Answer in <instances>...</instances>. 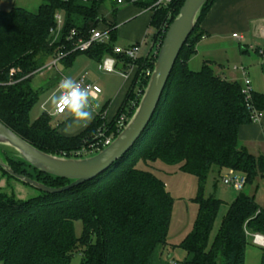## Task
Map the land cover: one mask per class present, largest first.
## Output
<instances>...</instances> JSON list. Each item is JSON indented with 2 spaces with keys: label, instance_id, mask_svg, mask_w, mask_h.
<instances>
[{
  "label": "trees",
  "instance_id": "16d2710c",
  "mask_svg": "<svg viewBox=\"0 0 264 264\" xmlns=\"http://www.w3.org/2000/svg\"><path fill=\"white\" fill-rule=\"evenodd\" d=\"M106 1L44 0L37 11L23 7L0 10V120L46 153L75 157V151L98 140L100 128L107 129V135L113 133L114 138L121 132L139 106L159 48L185 0H172L154 11L148 38L151 50L136 60L114 52L113 24L108 25L109 41L95 42L86 51L74 50L79 38H88L105 20L100 17V8ZM156 1L134 3L151 7ZM214 2L208 0L202 7L153 117L121 158L93 179L61 192L40 190L38 195L23 199L0 190V264H74L77 251L82 254L79 264H162L168 246L185 251L181 264H245L251 233L264 235V208L249 193L257 178L264 177V155L256 156L241 145L239 129L253 122L252 105L259 113L264 110V93L253 91L251 105L241 82L216 73L208 62L199 70L189 66L203 36L201 23ZM57 12L63 15L58 35L54 33ZM73 29L76 35L70 38ZM59 51L67 53L61 59L65 66H71L81 54L97 62L112 55L117 66L124 63V68L138 65L133 84L111 121L97 115L73 136L62 134L47 113L31 121V110L42 90L34 87L33 77ZM12 68H16L14 75ZM122 116L127 120L119 128ZM2 154L16 173L47 186L61 188L73 182L42 172L17 155ZM157 160L179 165L181 171L199 181L194 197L197 218L178 246L168 242L174 198L161 178L138 166L142 161ZM0 170L7 178H15L1 165ZM231 170L244 173L247 183L229 205L211 241L223 202L213 193L206 195L208 178L211 172L223 178ZM76 221L83 223L80 235Z\"/></svg>",
  "mask_w": 264,
  "mask_h": 264
},
{
  "label": "crops",
  "instance_id": "0c3cea01",
  "mask_svg": "<svg viewBox=\"0 0 264 264\" xmlns=\"http://www.w3.org/2000/svg\"><path fill=\"white\" fill-rule=\"evenodd\" d=\"M13 2L14 0H11V3ZM115 8L118 9L114 11ZM153 13L154 11L134 2L119 5L111 1L110 5L104 4L100 8V16L105 20L100 23L99 28H107L109 24L115 26V46L126 47L134 43H142L140 57H143L148 55L151 50L150 44L148 45V52L143 51L151 31L150 23ZM200 28L203 36L197 43V52L191 57L189 66L200 58V65L203 66L205 62L210 63L215 72L228 80L243 83L244 78L249 77L252 81L253 91L264 93V0H215ZM235 33L238 34V37L234 36ZM251 51L260 56L252 57ZM87 58L89 61L87 60L86 65H89L88 68H90L92 65L90 61L95 60L88 56ZM102 61L95 62L101 65ZM236 64H240L246 73L244 74L241 69H234ZM138 69L136 64L126 68H124V63H119L117 66V60L116 71L106 72L102 69L106 74L116 73L123 80L118 85L114 97L105 98L104 113L103 110L100 114L98 113V115L104 114L106 121H111L118 112L133 84ZM92 72L91 70L86 74L87 81L100 86ZM103 93L102 88V92L95 97V102ZM92 120L83 123L80 129L74 133H66L67 123L59 126V131L64 135L73 136L87 128ZM71 122L74 120L70 119L69 123ZM239 141L250 153L256 156L264 155V110L257 122L243 124L240 127ZM2 177L0 176V180ZM214 190L215 193L213 194L227 206L239 195V192H229L227 196H224V190L221 191L217 187ZM249 193L264 208V177L257 178L255 184L249 189ZM263 248L253 242L251 238L246 250L245 264H261ZM182 252L184 253L183 257H185V251L182 250Z\"/></svg>",
  "mask_w": 264,
  "mask_h": 264
},
{
  "label": "rangeland",
  "instance_id": "374dc122",
  "mask_svg": "<svg viewBox=\"0 0 264 264\" xmlns=\"http://www.w3.org/2000/svg\"><path fill=\"white\" fill-rule=\"evenodd\" d=\"M44 2V0H14L11 3L9 0H0V10H9L12 7H23L30 11H37L39 6ZM111 0H107L105 2L106 5H110ZM144 7V6H142ZM152 7V6H151ZM151 7H144L149 10L155 11V9H151ZM101 17V16H100ZM153 29L149 32V37L151 38ZM150 39L147 40V44L144 45V52H148V45ZM252 57L260 56L257 55L254 51H251ZM89 61L85 54H82L76 58L73 62L72 66H65L63 63H59L56 68L50 69L47 67V64L44 65L40 71H38L33 77V85L35 88H42L39 94V100L32 108L30 113L31 121H35L39 118L43 113H47L51 117V123L55 127L63 126L66 123V133H74L86 123L85 121H77L74 120L67 113L64 115H57L56 109L52 108L49 103V97L56 90L57 85L61 81V78L71 77L72 79H76L81 75H86L88 71H93L92 75L98 81L100 86L103 88L104 93L100 95V98L95 102L92 101L93 104V119L100 114L104 107V100L107 97H114V94L118 88V85L122 83V78L114 74H106L102 71L101 65H98L95 61H90L92 65L88 68L89 65L86 63ZM197 64H194V63ZM195 62L191 63L190 66L192 69L199 70L202 65H200V58H198ZM235 66L240 67V64H236ZM60 71V72H59ZM217 73V72H216ZM235 81V80H233ZM95 108V109H94ZM104 113V112H103ZM100 118L105 120V115H101ZM70 119H73L74 122L69 123ZM114 138L113 133L109 134ZM0 151L2 153L7 154L8 156H13L17 154V151L9 146L0 145ZM138 166L142 169L153 171L159 178H161L167 190L174 198L173 205V213L172 219L170 223L168 242L170 245L178 246L184 237L193 229V225L197 218L198 214V205L194 201V197L198 192L199 181L195 175L185 173L179 169V165H172L165 163L162 160H157L156 162H140ZM0 176H3V181L0 180V190L6 191L8 193H13L16 197L19 198H29L40 193V190L34 186L27 185L17 178H7L3 175L0 170ZM217 178V179H216ZM217 180V181H216ZM217 182V184H215ZM219 188V190H224V196H227L229 192H239L236 191L232 186L226 185L223 183L222 177L217 175L216 172H211L208 178L206 195H210L215 193V187ZM229 205L226 203L221 205L218 217L215 222V226L211 233V241L215 237L218 229L221 225L222 219L228 210ZM75 229L77 235H80L83 230V223L81 221L75 222ZM174 253V257L168 259L169 255ZM183 252L179 247L172 248L168 246L165 248L164 253L162 255L163 262L162 264H171V260L180 261L183 260ZM82 258V254L80 251L75 253L73 258L74 264H79ZM181 262V261H180Z\"/></svg>",
  "mask_w": 264,
  "mask_h": 264
},
{
  "label": "water",
  "instance_id": "95a60500",
  "mask_svg": "<svg viewBox=\"0 0 264 264\" xmlns=\"http://www.w3.org/2000/svg\"><path fill=\"white\" fill-rule=\"evenodd\" d=\"M207 1H184L159 48L154 70L138 108L121 132L99 152L85 157H64L46 153L23 139L0 120V145L15 149L17 156L40 171L72 179V183L65 187L53 188L29 176L16 173L6 162L1 151L0 165L18 180L50 193L61 192L106 171L135 144L153 117L181 49L192 33L200 11ZM172 257L173 253L168 259Z\"/></svg>",
  "mask_w": 264,
  "mask_h": 264
},
{
  "label": "built area",
  "instance_id": "2783aa9c",
  "mask_svg": "<svg viewBox=\"0 0 264 264\" xmlns=\"http://www.w3.org/2000/svg\"><path fill=\"white\" fill-rule=\"evenodd\" d=\"M113 2H116L119 5L125 4V0H111ZM135 0H132L134 2ZM172 0H157L151 9H158L162 6H167L171 3ZM56 19H57V29L54 33L58 35L62 25H63V15L61 12L56 13ZM76 35V31L73 29L70 34V38H73ZM234 36L238 37V34H234ZM110 40V32L109 28H94L90 31V36L88 38L81 37L78 39L74 50H79V51H86L88 50L93 43L95 42H107ZM115 53H122L126 55L127 57L131 59H138L141 56L142 52V43H134L126 47H120V46H115L114 48ZM67 53L59 51L58 53L55 54L54 58L47 64V67L50 69L56 68L58 64L61 62V59L66 57ZM102 69L106 72H114L116 71V58L112 55L106 56L104 60L102 61ZM234 69H241L243 70L244 74L246 73L244 68L235 66ZM41 70V69H40ZM16 73V68L11 69V75H14ZM68 78V77H62V79ZM77 82L81 83L84 86H91V91L93 92L94 96L97 97L101 92L102 88L101 86L97 84H93L87 81V76L86 75H81L78 78L75 79ZM242 92L245 95L246 100L250 103L252 100V92H253V87H252V81L249 77H245L242 83ZM252 105V104H251ZM252 120L253 122H257L259 120V117L261 113L257 111V109L252 105ZM57 114H65V113H59L56 110ZM127 120L125 116H122L120 121H119V128L124 127V123ZM106 130L104 127L100 128L97 133V138L98 140L94 143L89 144L88 146H84L81 149H78L73 153V156L75 157H85L93 154L97 150H100L101 146L104 148L108 146L112 141L113 137L108 136L106 133ZM223 183L229 186H232L236 191H241L244 189L246 183H247V177L244 173L231 170L226 172L223 175ZM251 238L252 241L258 244L259 246L264 247V235L261 233H251ZM171 264H181L180 261H175L171 260Z\"/></svg>",
  "mask_w": 264,
  "mask_h": 264
},
{
  "label": "clouds",
  "instance_id": "9594fccd",
  "mask_svg": "<svg viewBox=\"0 0 264 264\" xmlns=\"http://www.w3.org/2000/svg\"><path fill=\"white\" fill-rule=\"evenodd\" d=\"M95 99L91 86H84L71 77L62 79L49 97L52 108L67 113L74 120L90 122L93 119Z\"/></svg>",
  "mask_w": 264,
  "mask_h": 264
}]
</instances>
